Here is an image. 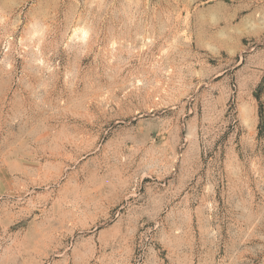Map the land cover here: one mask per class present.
I'll list each match as a JSON object with an SVG mask.
<instances>
[{"label": "rangeland", "instance_id": "rangeland-1", "mask_svg": "<svg viewBox=\"0 0 264 264\" xmlns=\"http://www.w3.org/2000/svg\"><path fill=\"white\" fill-rule=\"evenodd\" d=\"M0 264H264V0H0Z\"/></svg>", "mask_w": 264, "mask_h": 264}]
</instances>
